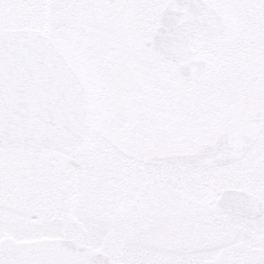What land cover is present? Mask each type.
I'll return each mask as SVG.
<instances>
[{
    "label": "snow or ice",
    "instance_id": "obj_1",
    "mask_svg": "<svg viewBox=\"0 0 264 264\" xmlns=\"http://www.w3.org/2000/svg\"><path fill=\"white\" fill-rule=\"evenodd\" d=\"M0 264H264V0H0Z\"/></svg>",
    "mask_w": 264,
    "mask_h": 264
}]
</instances>
